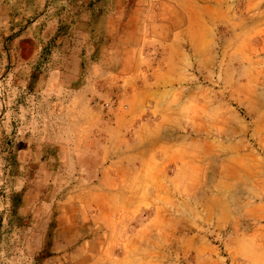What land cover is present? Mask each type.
Returning a JSON list of instances; mask_svg holds the SVG:
<instances>
[{
	"label": "rangeland",
	"instance_id": "rangeland-1",
	"mask_svg": "<svg viewBox=\"0 0 264 264\" xmlns=\"http://www.w3.org/2000/svg\"><path fill=\"white\" fill-rule=\"evenodd\" d=\"M0 264H264V0H0Z\"/></svg>",
	"mask_w": 264,
	"mask_h": 264
}]
</instances>
